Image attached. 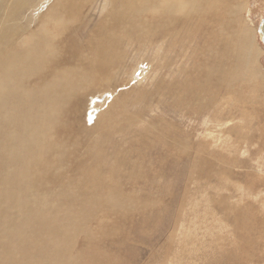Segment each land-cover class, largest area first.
<instances>
[{"label":"rangeland","instance_id":"374dc122","mask_svg":"<svg viewBox=\"0 0 264 264\" xmlns=\"http://www.w3.org/2000/svg\"><path fill=\"white\" fill-rule=\"evenodd\" d=\"M65 1L62 9L48 10L35 29L43 39L17 38L25 46L23 58L35 49L38 61L45 63L41 74L27 73L17 90L34 89L36 83L56 86L64 77L53 75L62 64L67 63L66 71L68 64L88 65L99 53L103 65L111 67L89 90L75 87L68 111L75 125L68 134L55 141L44 137L54 148L64 141L69 146L65 160L61 157L54 166V174L62 173V178L33 169L37 178L32 187L40 194L36 203L50 208L56 227L57 218L66 223H61L64 238L82 228L72 234L69 255L76 258L89 249L104 264H264V0L241 1L243 17L239 14L246 24L243 34L250 35L255 70L224 80L201 78L204 69L198 61L207 47L199 41L187 54L182 50L175 56L179 44H151L136 34L142 21L158 28L155 4L133 15L135 26L126 34L119 1ZM14 3L5 0L0 30ZM30 3L47 5L48 0ZM60 3L52 4L58 8ZM131 3L139 7L136 0ZM65 31L70 33L59 39ZM117 57L113 65L110 61ZM25 114L34 116L28 110ZM46 121L51 133L59 118L51 115ZM32 156L46 164L42 153ZM50 157L56 159V150ZM226 161L230 170L221 164ZM112 174L120 175L119 180L111 179ZM21 188L12 184L8 189L9 198L23 206L20 226L29 203ZM50 195L57 202H49ZM2 263L25 264L23 256L12 253L11 235L0 236Z\"/></svg>","mask_w":264,"mask_h":264},{"label":"bare ground","instance_id":"6f19581e","mask_svg":"<svg viewBox=\"0 0 264 264\" xmlns=\"http://www.w3.org/2000/svg\"><path fill=\"white\" fill-rule=\"evenodd\" d=\"M31 1L15 0L13 10L2 23V30H0V236L7 238L11 235L12 253L23 256L25 264H76L78 260L80 262L85 260L84 264H104L101 255L89 249L78 252L76 258L69 255L72 249V234L81 232L82 228L75 227L69 238H64L65 225L61 223H66L57 218L60 224L56 227L51 222L47 213L50 208L36 203L40 194H36L32 182L37 178L36 170H33L36 168H40L42 173L53 176L54 180L62 178V173L54 174L56 170L54 166L56 160L60 161L61 157L65 160L64 153L70 150L69 146L64 141L54 148V145H49L44 137L48 135L55 141L56 138L61 139L68 134V131L73 128L72 125H75V123L72 124L68 115L73 104L70 99L77 93L75 87L80 86L82 89L89 90L90 86L99 83L100 78L104 80L103 73H107L111 67L109 64L103 65V55L99 53L89 60L88 65H82L81 62L68 64L66 71L64 68L67 63L62 64L53 75V77L61 75L64 77L63 82L56 86L44 88L36 83L34 89L18 91L27 73L39 70L38 73L41 74L45 69V63L38 61L35 49L23 58L25 46L19 44L17 38L27 36L30 41L43 39V36H40L35 29L43 24L48 10L62 9L66 3L65 0H61L59 7L56 8L52 4L54 0H48L47 5L41 3L34 6H31ZM110 1L106 0L105 3ZM117 1H119V8L126 14L124 20L126 34H129L131 26H135L132 21L133 15L139 13L140 9H147L148 5L155 4L157 19L161 21L158 28H155L153 22L142 21L139 28L135 26L138 36L151 44L159 40L166 45L179 44L180 53L176 52L177 49L174 50L175 56L180 55L182 50L187 54L195 41L207 47L205 57L198 61L204 69L201 78L224 80L234 76L232 73H244L242 76H246L255 70L251 58L252 52L249 50L252 46L251 40L248 39L250 35L243 34L246 24L239 17L240 13L242 16L245 6V3L241 2L243 0H136L139 7L131 3V0H128L127 5V0ZM4 5L5 0H0V13L4 10ZM76 12L80 14V10ZM17 27L20 31L18 35ZM175 31L177 32L175 35L171 34ZM68 33L70 32H60L57 37L65 39ZM210 33L214 36L213 41H211ZM261 34L264 42V24ZM169 35H174V39H171ZM182 37L187 39L182 40ZM182 41L185 42L182 44ZM50 49L52 54L56 52L54 43H51ZM119 60L120 57H117L110 62L116 65ZM90 65L95 66L92 71L89 70ZM66 72L69 74L65 77ZM27 110L32 112L33 118L25 114ZM51 115L57 116L59 121L57 125H53V132L49 133L50 122L46 120ZM177 146L181 148L180 144ZM54 149L57 156L55 160L50 157L54 154ZM36 153L43 154L46 164L41 166L37 163V159L33 161L32 155ZM221 164L229 167L228 170H230L228 161ZM129 173L134 174L129 170V177H131ZM94 176H100V174L94 170ZM119 177L120 175H111V179L117 181ZM75 178L78 177L75 176ZM83 183L84 180L80 181L79 185ZM12 184L21 186L20 192L29 201L27 216L23 219L22 226L18 223V214L23 210V206L9 198L8 189ZM103 191L106 190L103 189ZM121 198L127 202L128 207L132 205L127 197L121 196ZM48 199L53 203L57 197L50 195ZM74 217L79 219V216ZM26 236H29L27 241L24 239Z\"/></svg>","mask_w":264,"mask_h":264}]
</instances>
